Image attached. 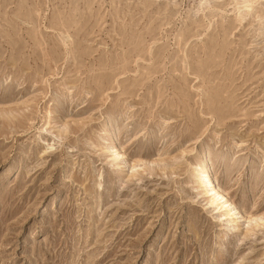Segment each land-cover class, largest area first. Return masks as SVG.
<instances>
[{"label":"rangeland","instance_id":"rangeland-1","mask_svg":"<svg viewBox=\"0 0 264 264\" xmlns=\"http://www.w3.org/2000/svg\"><path fill=\"white\" fill-rule=\"evenodd\" d=\"M243 3L0 0V264H264V0Z\"/></svg>","mask_w":264,"mask_h":264},{"label":"bare ground","instance_id":"bare-ground-1","mask_svg":"<svg viewBox=\"0 0 264 264\" xmlns=\"http://www.w3.org/2000/svg\"><path fill=\"white\" fill-rule=\"evenodd\" d=\"M261 0H243V6H248L247 4H250L251 6H253V3H258ZM263 1V0H262ZM247 3V4H246ZM264 21V20H263ZM206 160V159H205ZM212 174L210 173V169L209 166L206 164V162L204 163V170L201 172V182L204 184V186H209L211 190V194H212V199L215 200H221V208H229V212L232 214H236V209L234 206H232V203L230 202V200L227 198L226 194L224 193V191L214 185L212 183Z\"/></svg>","mask_w":264,"mask_h":264}]
</instances>
